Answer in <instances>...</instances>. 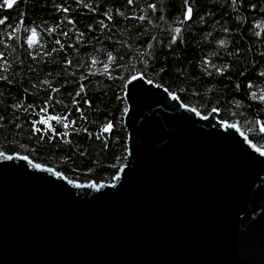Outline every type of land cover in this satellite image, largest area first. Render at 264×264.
<instances>
[{
	"label": "trees",
	"instance_id": "trees-1",
	"mask_svg": "<svg viewBox=\"0 0 264 264\" xmlns=\"http://www.w3.org/2000/svg\"><path fill=\"white\" fill-rule=\"evenodd\" d=\"M188 6L193 17L184 21ZM5 17L0 151L6 155L27 156L77 184H112L127 151L124 85L140 73L201 116L218 109L219 121L237 124L264 151V102L252 96L264 93V29L256 28L264 24V0H19L11 10L0 9ZM33 27L38 43L29 49L26 29ZM175 27L182 32L173 44ZM205 60L226 65L224 74ZM47 116H67L69 127L50 120L56 134L40 123L41 132H34L33 122ZM109 121L113 130L101 133Z\"/></svg>",
	"mask_w": 264,
	"mask_h": 264
},
{
	"label": "water",
	"instance_id": "water-1",
	"mask_svg": "<svg viewBox=\"0 0 264 264\" xmlns=\"http://www.w3.org/2000/svg\"><path fill=\"white\" fill-rule=\"evenodd\" d=\"M123 99L115 187L0 158V264H264V156L146 79Z\"/></svg>",
	"mask_w": 264,
	"mask_h": 264
},
{
	"label": "snow or ice",
	"instance_id": "snow-or-ice-1",
	"mask_svg": "<svg viewBox=\"0 0 264 264\" xmlns=\"http://www.w3.org/2000/svg\"><path fill=\"white\" fill-rule=\"evenodd\" d=\"M133 2V0H128V3L131 4ZM19 3V0H0V9H8V10H11L14 8L15 5H17ZM184 3L187 5L189 3V0H184ZM231 3L233 5H235L237 3V0H231ZM150 8H152L153 11L156 10V6L155 5H149ZM65 12H67L68 10L67 9H64ZM193 17V7L191 6H188L186 7V10L184 12V21H188V20H191ZM111 17L109 16V19ZM139 20H144L145 19V16H140L138 17ZM161 19H163V17H161ZM6 21H7V18H0V25H5L6 24ZM21 23H23V21L21 20ZM69 23H72L71 21H69ZM256 28L257 29H264V24H257L256 25ZM16 31H18V29H13V32L12 33H9V36L11 37ZM26 31H30V35L27 37V45L29 47V49H33L36 47L38 41L36 40L37 38V29L35 27L31 28L30 30L29 29H26ZM49 31H53V29H49ZM172 31L175 33V35H173L172 37V43L175 44L177 42V39L180 37L181 35V32H182V29L181 27H175L174 29H172ZM82 35V34H81ZM255 35L257 37L261 36V32L260 31H257L255 33ZM57 44H60V41L57 40L56 41ZM220 46L221 47H224L226 45V41H223L221 40L220 42ZM42 47V45H41ZM149 48H151V44L148 46ZM53 51H55V49H53ZM47 54H50V53H47ZM29 55H31L33 58H36V56L40 55V53H34V52H30ZM0 59H3V57H0ZM114 59V57L111 55V53H109V57H108V60L109 62L112 61ZM68 63L70 64L71 61H68ZM93 64L96 63V60L93 59L92 61ZM205 64H209L212 68H215L217 73L220 74V75H223L224 74V71L226 69V65L224 67H217L216 65H213L210 63V61H207L205 60L204 61ZM145 64H147V62L145 61ZM164 69L161 68L160 69V72H163ZM209 75H211V72H209ZM0 79H6V77H0ZM136 79H146L145 75L143 73H140V74H137V75H133L131 77V80H136ZM149 84H153V81L152 80H148L147 81ZM45 83H47V81H45ZM160 85H157V87H159ZM248 87H252L251 84L248 85ZM84 91V86L81 85L80 86V91L77 92V95H80L81 92ZM165 91H168V89H165ZM171 98L173 100H176L178 99V96L177 95H174V94H171ZM252 96L253 98H257L259 99L261 102H264V93H261L259 96H257L256 93H252ZM75 103V101H74ZM85 103H89L88 101H85ZM89 106H91L89 104ZM31 107V106H30ZM42 112H47V106H45L44 108L41 109ZM79 111V109H78ZM191 111L193 112H196L197 115H200L199 112L196 111V109H191ZM212 112L213 113H216L218 112V109L216 108H212ZM83 118V117H82ZM209 117L207 115L205 116H201V119H205L207 120ZM50 120H56L60 123H63V126L65 129H67L69 127V123H64V121H67L68 120V117L67 116H64V117H56V116H47L46 119H41V120H38V121H34L33 122V129H34V132H41V129L39 127H36V124L37 123H40V124H48V121ZM71 123H75L74 121H72ZM221 123L226 127V128H229V129H235L237 132H240V134L244 137L245 140L248 139V137L244 134V132L241 131V129L238 127L237 124H234V123H230V122H226V121H221ZM257 124H259V122L257 121L256 122ZM114 128V125L111 121H109L108 123H106L103 128L101 129V133H110ZM48 131H51L53 134H56L55 132V129L50 125L48 124ZM259 132L260 133H264V124H261L259 126ZM60 135H67V133H61ZM99 138V137H97ZM256 151L260 152V155L264 156V151H261L260 148H257ZM0 158H3V159H6V160H13L14 156L12 155H6L3 151H0ZM20 160H24V161H27L29 164H32V161L29 160V158L27 156H19L18 157ZM32 167L33 168H36V169H41L43 171H47V172H53V169L51 168H45V169H42L41 168V165L40 164H32ZM120 171L122 172L123 169L121 168ZM57 176H60L61 174L60 173H55ZM113 179L115 181H119L121 179V176L120 175H116L113 177ZM69 183H71V181H69ZM111 187H115V184H111L109 185ZM76 187L78 188H81V187H91V188H95L97 187L96 184H88V185H84V184H76ZM100 187H104V185H100Z\"/></svg>",
	"mask_w": 264,
	"mask_h": 264
}]
</instances>
